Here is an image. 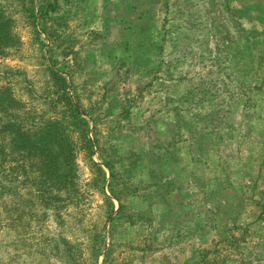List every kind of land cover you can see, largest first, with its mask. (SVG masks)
Segmentation results:
<instances>
[{
    "label": "rangeland",
    "instance_id": "obj_1",
    "mask_svg": "<svg viewBox=\"0 0 264 264\" xmlns=\"http://www.w3.org/2000/svg\"><path fill=\"white\" fill-rule=\"evenodd\" d=\"M0 4L20 42L0 93L39 103L46 65L63 74L122 206L105 218L98 183L63 219L28 224L15 252L4 236L1 264H264V83L243 106L238 93L263 79L264 0H38L35 19Z\"/></svg>",
    "mask_w": 264,
    "mask_h": 264
},
{
    "label": "trees",
    "instance_id": "obj_2",
    "mask_svg": "<svg viewBox=\"0 0 264 264\" xmlns=\"http://www.w3.org/2000/svg\"><path fill=\"white\" fill-rule=\"evenodd\" d=\"M22 1L26 7L23 11H29L28 16L31 18L35 19L45 13L39 11L38 0L36 3L34 0ZM36 6L39 7L38 10ZM4 7L5 4H0V58H5L10 49L16 48L20 43L12 30L10 15L5 12ZM263 56L261 53V57ZM263 59L264 57L259 60ZM46 69L54 89L49 94L39 95V103L32 102V99L30 105L26 106L13 93H8L10 89L6 86L2 88L6 93H0V258L5 247L4 236H8V246L15 252L16 242L26 239L25 235L20 239L18 237L28 224L35 220L43 221L49 214L56 220L63 219V212L68 205L83 198L85 190L96 188L98 183L102 203L105 204V218L112 214V199L118 202L116 212L122 207L118 196L109 187L111 177L115 174L114 161L101 155L99 162L91 159L90 140L85 137L88 131L87 121L82 117L78 104L67 92L65 76L53 66L46 65ZM262 77L253 88L238 89V93L245 94L244 99H241V106L250 100L246 96L251 90L262 89L264 75ZM203 116L210 122L213 114ZM77 144L81 145L83 151L84 148L89 151L87 168L94 177L83 184L84 189H81L82 183L77 178ZM103 167L110 176L108 194L103 190ZM251 187H255L254 181L251 182ZM34 206H37L35 212L32 211ZM23 214L26 215L25 223H21ZM63 238L60 237L59 241ZM56 242L53 249L56 255H60L62 251Z\"/></svg>",
    "mask_w": 264,
    "mask_h": 264
}]
</instances>
